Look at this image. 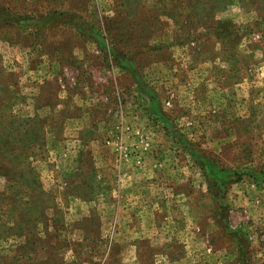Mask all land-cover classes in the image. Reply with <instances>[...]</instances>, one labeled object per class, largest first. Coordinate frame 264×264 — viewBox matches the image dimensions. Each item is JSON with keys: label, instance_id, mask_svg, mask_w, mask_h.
I'll return each mask as SVG.
<instances>
[{"label": "rangeland", "instance_id": "obj_1", "mask_svg": "<svg viewBox=\"0 0 264 264\" xmlns=\"http://www.w3.org/2000/svg\"><path fill=\"white\" fill-rule=\"evenodd\" d=\"M0 264H264V0H0Z\"/></svg>", "mask_w": 264, "mask_h": 264}, {"label": "trees", "instance_id": "obj_2", "mask_svg": "<svg viewBox=\"0 0 264 264\" xmlns=\"http://www.w3.org/2000/svg\"><path fill=\"white\" fill-rule=\"evenodd\" d=\"M14 9H15L16 11H15ZM14 9L11 8V7L8 6V5H7V7L3 6V10H4L5 12L7 11L8 14L12 13V11H14V12H19V11L21 10V9H20L19 7H17L16 5L14 6ZM41 12L46 13V11H41ZM44 25H48V24L45 23Z\"/></svg>", "mask_w": 264, "mask_h": 264}]
</instances>
